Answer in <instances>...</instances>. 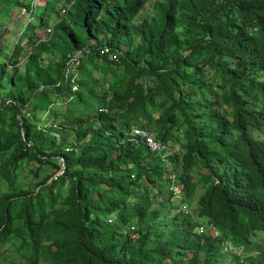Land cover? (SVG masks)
I'll return each mask as SVG.
<instances>
[{"label": "trees", "instance_id": "1", "mask_svg": "<svg viewBox=\"0 0 264 264\" xmlns=\"http://www.w3.org/2000/svg\"><path fill=\"white\" fill-rule=\"evenodd\" d=\"M64 1L46 0L0 65V177L11 188L0 192V264H13L2 252L13 238L27 241L28 264H236L223 241L244 248L264 234V0H73L40 41ZM25 42L34 51L21 77ZM135 127L171 145L188 205L206 187L196 217L222 239L176 211L165 163ZM26 160L52 174L17 188Z\"/></svg>", "mask_w": 264, "mask_h": 264}, {"label": "rangeland", "instance_id": "2", "mask_svg": "<svg viewBox=\"0 0 264 264\" xmlns=\"http://www.w3.org/2000/svg\"><path fill=\"white\" fill-rule=\"evenodd\" d=\"M71 1L73 0H65L63 3H61L59 6H57L53 10L49 25L40 28L39 32L35 33L37 38L39 37L44 38L46 29L50 27H54L55 24H57L59 21L63 19L61 9L65 5L69 4ZM45 2L46 0H38L36 11L33 14L35 18L34 20H33L32 14L22 15V11L24 9L17 7V6H12L11 11L6 15L4 11L2 12L0 10V45L3 49V50H0V65H2V63L4 62L8 63L7 54L13 50L15 43L18 41L19 37L21 36L22 32L26 29L28 24L29 23L35 24V25L38 24V17L40 13L43 11V6L45 5ZM147 7L148 8L145 12L148 14H151L152 4L150 5L147 4ZM136 21L139 22L140 19H137ZM33 51H34V46H32L31 44H26L25 42L24 51L21 54L20 63L18 65L19 73L21 77H23V74L25 72V66H26V63L28 62V56ZM59 57L60 55H57L55 58L52 57L53 59L52 61L53 62L57 61ZM13 71H14L13 65L12 63H10L7 68L8 75L12 74ZM17 79H18V76H17ZM21 84L26 90V93H27L26 97L29 96L30 92L27 89L26 83L23 82ZM8 91L9 90H5L2 92L1 90L0 94L3 95V93H7ZM2 95L0 96L2 97ZM56 107L59 109H63L64 105L60 103ZM61 121L62 119H59V122ZM255 136L260 139L262 138L261 135H259L258 133H255ZM182 140L183 139H182L181 133H176L175 138L172 141V145L175 151L179 152L181 150ZM0 163H1V159H0ZM19 165L21 167V170H20L18 184H16L17 188H21V187L26 188V189L33 188L39 181L38 177L43 179L47 177L48 175H51L53 171V169L49 167L48 165H43L40 168V170L37 171L39 167V163L34 160H31V161L26 160L20 163ZM179 169H180V165H179ZM201 172H203V170L199 166L194 167L191 170V174L195 180L199 178V175ZM10 190L11 188L8 186L7 182L2 180L0 177V192L4 193ZM205 190H206V187H204L203 185H199L193 196V200L191 202L190 208L196 219H198L196 217L197 202L201 194H203ZM172 214L174 215L173 210H172ZM199 220H201L202 222H205V220H202V219H199ZM24 244L27 245L26 240L20 241V240H17L16 238H13L12 240H10L8 245L2 249V252L4 253V257H5L4 260H7L13 264H28L27 256H24V254L26 255V251L24 249L25 246H23ZM240 254L242 257H245V258L247 257L245 264H251L249 260L250 257H257L260 254H264V234L259 233V232L255 233L251 237L250 243L241 249Z\"/></svg>", "mask_w": 264, "mask_h": 264}, {"label": "built area", "instance_id": "3", "mask_svg": "<svg viewBox=\"0 0 264 264\" xmlns=\"http://www.w3.org/2000/svg\"><path fill=\"white\" fill-rule=\"evenodd\" d=\"M38 5V0H35L32 3V7L30 11H22V15H28V14H34L36 11ZM71 5H67L65 7H62L61 12L62 16H65L68 12V9ZM33 16V20H34ZM53 34V27L47 28L45 31L44 38H40V41H48ZM101 55L107 56L110 60L117 61L118 60V54L113 53L110 51L109 48L101 49ZM79 65V57L76 56L73 58L69 65H68V75L67 76H75L77 75V67ZM74 91L77 90V87L73 88ZM2 103V100L0 99V105ZM131 137L133 139H140L143 141V143L150 149L151 152L161 155L162 160L165 163L167 172L166 175L171 179V191L173 192V202L176 207V211L178 213H182L183 215L189 216L193 219L194 223L197 225L196 233L198 235H205V234H212L215 238L222 239V235L220 230H218L214 224H210L207 222H202L200 220H197L193 212L191 211L190 205L187 204L186 199L184 195L182 194V190L179 185H177L176 176L173 174V167H172V161L171 158L173 156V149L170 144L164 143L160 140H157L155 136L144 129L140 128H133L131 131ZM62 173V172H61ZM61 173H58L60 175ZM57 175V176H58ZM223 248L225 251L235 252L238 256V260L236 264H245V257H242L240 254L241 247H235L230 241H223Z\"/></svg>", "mask_w": 264, "mask_h": 264}, {"label": "crops", "instance_id": "4", "mask_svg": "<svg viewBox=\"0 0 264 264\" xmlns=\"http://www.w3.org/2000/svg\"><path fill=\"white\" fill-rule=\"evenodd\" d=\"M11 30V29H10Z\"/></svg>", "mask_w": 264, "mask_h": 264}]
</instances>
